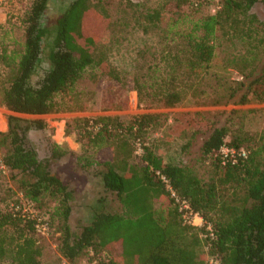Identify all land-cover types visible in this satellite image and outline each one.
I'll return each mask as SVG.
<instances>
[{
	"label": "trees",
	"instance_id": "1",
	"mask_svg": "<svg viewBox=\"0 0 264 264\" xmlns=\"http://www.w3.org/2000/svg\"><path fill=\"white\" fill-rule=\"evenodd\" d=\"M120 1L135 27L158 38L126 73L111 61L120 40L111 0H33L21 17L23 42L1 43L2 101L32 117L12 114L0 131L1 161L15 188L0 197V264H62L37 232V218L15 210L17 192L46 218L68 264H206L207 256L264 264V111L259 123H249L251 110L192 126L173 138L181 143L168 161L153 138L166 125L163 113L73 118L66 133L76 135L79 152L55 141L39 117L60 104L83 107L102 81L131 82L140 103L171 108L210 71L238 72L240 101L264 103V23L253 12L264 0H220L208 14L201 5L210 0ZM79 178L97 193L76 227ZM183 201L202 227L183 217Z\"/></svg>",
	"mask_w": 264,
	"mask_h": 264
},
{
	"label": "rangeland",
	"instance_id": "2",
	"mask_svg": "<svg viewBox=\"0 0 264 264\" xmlns=\"http://www.w3.org/2000/svg\"><path fill=\"white\" fill-rule=\"evenodd\" d=\"M32 1L0 0V46L3 42L13 48L15 41L19 43L23 42L21 17ZM111 1L113 4L110 10L120 23L116 30V37H119L120 40L114 42L111 61L121 72L126 73L133 68L138 51L153 45L155 41H158V38L153 33H144L135 27L130 15L125 12L127 10L125 3L120 0ZM129 1L147 4L152 7L159 0ZM124 2H127V0H124ZM219 3L220 0H210L201 5V11L205 14L215 13ZM253 12L264 23V1H258L253 7ZM223 50V56H228L233 51L232 47L228 46L227 43L223 46ZM0 72H2L1 68ZM227 73L222 76L214 71L208 72L203 79L196 81L193 90H185L186 97L183 103L171 108L150 102L140 103L137 92L131 87V82L102 81L98 96L93 101H90L89 98L86 99L83 107L71 111L65 105L60 104L54 111L39 117L47 122L48 133L51 134L55 141L65 143L72 150L79 152L81 144L77 141L76 135L74 133H66L67 124L73 118L109 114L131 116L149 112L163 113L167 119L166 125L161 131L154 133L153 138L156 139V143L159 145V153L168 161L174 159L177 155L179 144L181 143V140L172 141L173 138L178 137L192 126L195 127V125L213 121L220 124L234 111L248 112L251 110L255 112L248 115L249 123L261 122L264 103L258 102L254 98H250L247 102L242 103L240 101L244 91L240 88L242 87V77L234 70H228ZM188 81L184 83V89H186ZM12 114L21 117H32L9 110L4 105L0 93V131L4 132L8 129V117ZM161 139L170 140L171 144L164 145ZM222 151L227 153L230 150L224 147ZM79 179L82 182H79L80 184L77 187V203L72 219L73 225L76 227H79L88 218L90 209H85V207L96 197L97 193L96 187L89 180L84 178ZM11 187L15 189L10 179L9 170L3 165L0 155V197L5 196L8 193V188ZM15 197L20 198V202L16 204L15 210L33 214L37 218V232L47 240L52 251L54 250L56 257L60 258V262L68 264L59 254L57 242L53 238V230L46 222V218L36 211L33 204L26 201L20 192L15 193ZM14 204L12 203V205ZM21 207L23 209H20ZM187 218L190 219V217ZM196 223L201 226L200 219H196ZM200 251L206 253L207 247L202 246Z\"/></svg>",
	"mask_w": 264,
	"mask_h": 264
},
{
	"label": "built area",
	"instance_id": "3",
	"mask_svg": "<svg viewBox=\"0 0 264 264\" xmlns=\"http://www.w3.org/2000/svg\"><path fill=\"white\" fill-rule=\"evenodd\" d=\"M223 149H224V147H223ZM230 150V149H229ZM229 153H234V151H232V150H230V151H228L227 153H225V154H229ZM242 155H246V152H243L242 153ZM182 209H180L182 212H183V217L186 219V221L188 222V223H190V224H192V225H195V226H199V227H201L204 223V220H203V218L198 214V213H194V212H192V210L191 209H189V205L186 203V201H183L182 202ZM186 215H188V216H186ZM187 217H190V219L189 218H187ZM191 218H193V220H191ZM196 219H200V221H201V226H200V224H198V223H196ZM38 225V224H37ZM207 230L210 232V234L212 235V228H211V226L210 225H208L207 226ZM202 236H205V234H203ZM206 264H221L220 263V261L217 259V258H215L214 256H208L207 257V263Z\"/></svg>",
	"mask_w": 264,
	"mask_h": 264
}]
</instances>
